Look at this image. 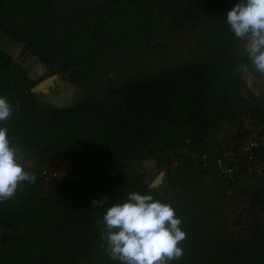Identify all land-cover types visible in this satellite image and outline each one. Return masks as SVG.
<instances>
[{"label": "trees", "instance_id": "trees-1", "mask_svg": "<svg viewBox=\"0 0 264 264\" xmlns=\"http://www.w3.org/2000/svg\"><path fill=\"white\" fill-rule=\"evenodd\" d=\"M237 2L0 0L3 39L19 42L49 69L45 75L67 73L69 82L84 91L68 106L41 104L30 92L37 81L0 47V96L12 107L0 127L8 129L10 145L21 150L23 161L33 155L48 173L55 170L50 167L55 161L70 169L48 179L33 173L34 183L18 184L13 197L0 202V264H122L109 257L101 239L107 207L131 192L162 203L166 194L149 188L142 172H107V165L155 157L171 190L175 178L195 162L204 164L208 158L202 155L216 144L215 187L221 185L224 193L242 175L249 177L244 155L219 149L226 135L209 133L217 123L257 110L240 94L245 71L237 68L250 64L241 50L245 40L234 36L226 20ZM210 22L209 33L197 38L201 52L191 59L162 68L147 63L146 49H153L150 45L159 38ZM54 65L57 71L50 68ZM218 158L234 164L235 171L220 174ZM257 183L243 190L247 224L237 233L224 229L216 241H202L193 225L181 223L186 235L178 246L184 254L170 264H264V178ZM103 197V207L93 205ZM166 201L181 219V204Z\"/></svg>", "mask_w": 264, "mask_h": 264}, {"label": "rangeland", "instance_id": "rangeland-1", "mask_svg": "<svg viewBox=\"0 0 264 264\" xmlns=\"http://www.w3.org/2000/svg\"><path fill=\"white\" fill-rule=\"evenodd\" d=\"M211 28V22L207 25L199 23L197 25H191L180 32H176L173 36L164 40L159 38L154 44L150 45L153 49H146L147 63L151 64L153 68H162L166 65L175 64L178 61L191 59L196 54L201 52V50L197 47V38L203 34L209 33L207 30H210ZM4 37L5 39H3L0 33V47L6 49V51L12 56L14 63L20 64L30 78L39 82L41 79L50 76V74L45 75L49 69L44 68L36 57L27 54L19 42L10 40L6 35H4ZM159 40L160 46L158 47ZM247 44V40L241 44V50L244 49V52ZM251 66L253 65L250 62L248 70L252 68ZM50 68L53 71H57L58 65L51 66ZM247 71H245L244 76ZM55 73H58V79L54 84H49L51 92H40L35 95L41 104L57 107L58 105H71L82 95L84 91L69 82L67 73ZM43 75L45 76L38 80V77ZM246 76L245 82L247 85L252 83L260 84V82L256 80V75L253 77L251 76V78L248 77L249 74ZM219 124L220 123H217L215 127ZM232 127H234V125H230V127L225 126L221 129V134H226V131ZM217 147L218 146L216 144H211V147L206 153H204L205 155L202 159L205 160L208 158L204 164L202 163L199 165L195 162L192 164V168L188 173L179 174L174 180V189L170 190L166 187L167 183L164 175L165 189L163 192H159L161 194H166V200H172L173 204L177 207L181 206V223L186 222L187 224L193 225V228L198 230L197 237L202 239V241L217 239V234L223 232L224 229L237 233L239 229H241L240 226L248 223L249 218L245 211V208H247L246 194L243 190L251 191L256 187L255 184H258L256 180L250 178L253 182H255L254 184L248 177L242 175L233 189L223 193L219 188L221 185L216 188L213 177V158L217 150L213 151V149ZM185 150L189 152L188 149L185 148ZM35 160L36 158H34L33 155H29L27 161L31 170L34 166V162H38ZM50 167L55 168V171L58 172L57 176L60 177H63V175L65 176L70 172L69 164L63 161H55ZM172 167H177L174 160H172ZM203 168H205V171H203ZM103 169L107 172H123L126 175L142 172L144 173L145 181L148 185L155 179L161 170H165L163 165L160 164L155 157L148 158L140 162H123L117 165H107L103 167ZM34 171L43 173L39 164L36 165ZM191 184L196 185L200 192L197 190L192 191ZM47 185L49 186L51 183H47ZM166 200L165 202L168 203ZM211 208L213 211L210 210Z\"/></svg>", "mask_w": 264, "mask_h": 264}, {"label": "clouds", "instance_id": "clouds-1", "mask_svg": "<svg viewBox=\"0 0 264 264\" xmlns=\"http://www.w3.org/2000/svg\"><path fill=\"white\" fill-rule=\"evenodd\" d=\"M229 30L241 41L247 40V59L256 72L264 75V0H239L228 10ZM247 71V64L237 71ZM12 107L0 96V122L8 120ZM23 154L10 145L8 129L0 127V202L13 197L20 183H34L36 176L24 170ZM107 197L93 200L103 207ZM181 220L167 203L150 194L131 192L122 202L107 207L100 222L109 257L122 264H170L183 256L178 246L185 239Z\"/></svg>", "mask_w": 264, "mask_h": 264}, {"label": "crops", "instance_id": "crops-1", "mask_svg": "<svg viewBox=\"0 0 264 264\" xmlns=\"http://www.w3.org/2000/svg\"><path fill=\"white\" fill-rule=\"evenodd\" d=\"M252 68H250L247 72L246 75L249 74V78H251V76L253 77L254 75H256V80H258L260 82V84L256 83H252L250 85H247V83L245 82V78L247 77L246 75L242 77V83L240 86V94L244 97H246V99L248 100V102L251 104V106L255 107L257 110L255 111V113H244L242 114L239 118L235 119V120H231V121H222L220 122V124L217 127H214L210 130V134L211 137L213 136H229L231 134H239V135H243V134H258L261 138L260 141L264 142V75H261L260 73L256 72L254 69V66H251ZM248 73V74H247ZM249 96V97H248ZM249 98V99H248ZM259 110V111H258ZM263 112V117H261V113ZM230 125H234V127H232L231 131L227 130L226 134H221V129L224 128L225 126H229ZM238 125V126H237ZM234 130V131H232ZM25 160L23 161L22 166L24 165ZM39 164V162H37ZM34 162V166L32 168V170L29 168L30 165L28 167H24L25 171L26 168L28 169V172L33 174L36 171H34L36 165H38ZM28 165V164H27ZM42 166H40L41 168ZM250 181H252L250 178V176L248 177ZM249 181V182H250ZM253 182V181H252ZM250 182V183H252ZM255 184V182H253Z\"/></svg>", "mask_w": 264, "mask_h": 264}, {"label": "built area", "instance_id": "built-area-1", "mask_svg": "<svg viewBox=\"0 0 264 264\" xmlns=\"http://www.w3.org/2000/svg\"><path fill=\"white\" fill-rule=\"evenodd\" d=\"M260 136L258 134H243L239 135L237 133L231 134L226 137V142L219 147L222 149L223 154H227L232 152L234 149L238 150L239 154L245 156L246 160V174H248L253 180H256L260 184H263L264 178V159L262 156L258 155L259 151L264 155V142L260 141ZM205 154L202 155L204 157ZM217 162L219 164L220 174L223 176L230 175L235 171V165H231L227 163L222 158H218ZM45 179H48L52 176H57V172L53 170L51 173H48L46 169H42Z\"/></svg>", "mask_w": 264, "mask_h": 264}, {"label": "water", "instance_id": "water-1", "mask_svg": "<svg viewBox=\"0 0 264 264\" xmlns=\"http://www.w3.org/2000/svg\"><path fill=\"white\" fill-rule=\"evenodd\" d=\"M58 73L51 74L50 76L41 79L39 82L34 84L30 88V92L34 94H39L40 92H46L49 93L51 92V89H49V84H54L55 81L58 79ZM58 107H63L59 106ZM164 175H165V170H161L158 175L155 177V179L149 184V188L156 190L157 192H163L165 189V184H164Z\"/></svg>", "mask_w": 264, "mask_h": 264}]
</instances>
